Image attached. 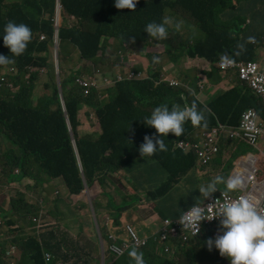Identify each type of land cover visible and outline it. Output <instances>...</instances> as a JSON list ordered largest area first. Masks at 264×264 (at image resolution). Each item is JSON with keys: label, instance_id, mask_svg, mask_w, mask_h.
Masks as SVG:
<instances>
[{"label": "trees", "instance_id": "1", "mask_svg": "<svg viewBox=\"0 0 264 264\" xmlns=\"http://www.w3.org/2000/svg\"><path fill=\"white\" fill-rule=\"evenodd\" d=\"M60 1L67 13L79 19L80 29L61 28L59 39L63 41L70 38L85 59L94 57L103 38H114L120 45H128L131 49L140 52L143 49L141 43L144 42V46L148 45L147 33L144 32L145 26L158 20L161 11L168 7L162 8L161 2L156 0L137 3L135 11L116 7L113 9L111 0ZM176 3L198 21L206 34L204 43H196L189 49L190 56L204 57L212 62L220 61L227 54L232 57L242 55L241 58L244 60L256 58L255 46L247 41L253 38L250 36L251 33L256 34L253 36L257 38L264 36V31H260V27L264 29V8L252 9L250 19L253 23L248 27L250 32L241 35L240 27L230 30L224 22H221V29L220 24H217L218 13L230 6V0H169L170 5ZM53 6L54 0H0V34L4 20L9 19L27 24L34 38L26 56L15 57L14 62L11 60L8 48L2 52L9 56L11 63L0 66V142L5 148L0 157V166L8 168L18 166L23 174L29 175L40 183L41 175L48 177L61 175L69 191L75 194L81 193L85 186L84 181L87 186L97 182L102 188L101 194L108 196V206L116 211L113 215H116L117 212L123 211L120 205L124 199L119 203L107 190L110 186L109 170L117 160H120L125 167H130L136 162L137 147L143 143V139L139 140V135L151 136L155 131L143 122V118L152 112L148 107L156 108L166 105L171 110L175 107H190L191 102L184 97V89L179 85L170 86L165 82L155 85L158 78L161 79V75L154 71L149 73V78L145 81H125L117 84L114 89H109L107 86L104 92L99 91L97 81H86L80 85V71H77L74 65L67 69V76L58 75L60 78L58 80L53 61L49 62L42 57H37L39 52L46 50V42L41 40L52 37ZM45 15L48 16L47 19L44 18ZM231 70L228 73L229 79L233 78ZM234 70L237 75L234 81L235 89L215 98L208 104L210 109L205 105L197 104L198 110L206 117V126H194L191 121H187L184 125L185 130L219 129L224 133V127L215 117L229 125L226 128L237 124L243 112L239 113L237 109L250 103H240V95L242 98L249 92L253 98L259 99L260 103H257L255 107L264 117V104L253 91L246 88V83L240 80V69L234 68ZM58 83L61 86V94ZM9 85L18 88V91H9ZM86 91L88 96H82ZM36 93L37 97L34 96ZM62 100L65 111L68 113L79 156L71 143L70 133L64 120ZM82 104L88 105L93 110L99 129H102L92 143L82 141V137H78L76 132L77 110ZM126 146L129 148L123 149ZM100 153L102 154L101 162L96 163L95 159ZM129 157L132 160L126 162ZM78 158L82 162V170ZM152 159H160L166 169H173L177 162L188 161L190 155L167 150L155 155ZM179 165L172 178L171 186H159L153 200L159 203L179 176L191 168L187 162H179ZM165 183H169V180L167 179ZM198 196L199 191L192 190L180 199V206L173 214H165L162 210H158V213L154 215L156 224L168 229L173 246L179 243L173 233V230L178 229L180 225L179 217L198 201ZM80 197L83 206L88 207L86 197L81 194ZM63 202L66 203L63 198L54 199V207L60 210L61 208L58 207L63 205ZM22 211L32 212L22 198L9 201L7 210L0 206V216L4 220L9 219L14 212ZM203 223L201 222V225ZM213 226L202 225L203 237L199 238V242L210 237L208 235ZM41 239L42 246L33 237L21 242L24 258H28L34 264H43L42 250L44 249L54 255L51 264L56 258L66 259V251L57 246L61 244L65 247L67 244L65 241L57 242L58 234L54 229L44 233ZM182 242L188 243V240L183 238ZM81 254L84 257L80 260L87 264L86 252L83 249ZM149 257L151 263L158 260V255L153 251L149 253ZM182 261L188 264L186 257Z\"/></svg>", "mask_w": 264, "mask_h": 264}, {"label": "clouds", "instance_id": "2", "mask_svg": "<svg viewBox=\"0 0 264 264\" xmlns=\"http://www.w3.org/2000/svg\"><path fill=\"white\" fill-rule=\"evenodd\" d=\"M146 1L150 0H111V6L113 9L116 7L117 9L126 8L130 11H135L137 3L141 4ZM230 1V6L224 11L218 13L217 24H220L221 29V22H224L227 28L230 30H234L238 27L242 28L244 25L247 29V24H240L231 27L228 23L226 18L235 10H237L234 3L235 0ZM178 10L185 12L188 17L194 21L196 26L202 31L203 37H196L194 34H192L186 41L180 42L178 47H173L171 42L172 34L180 31L183 28L186 29L190 25V21L179 14ZM178 10L174 11L171 7H165L163 9L164 21L160 23L158 19L154 22L148 23L145 26L144 32L147 33L146 37L148 38V44L152 43L154 46L164 44L166 54L170 60L168 67L179 65L181 58L186 57L187 64H190V68H192L193 72L196 73L195 78H197L199 82L195 84L189 80L192 85L190 86L188 84H181L175 80H172L170 86L179 85L184 87L185 91L183 95L187 100H190L192 104L190 103V107H175L171 110L166 105L157 106L149 116L143 118L144 124L154 128L155 131L151 134V136L145 135L143 138V143L137 147L135 155L136 164L147 163V158H153L155 155L167 150H171L172 152L180 151L184 155H190L194 151H197L200 154L197 159L203 165L212 163L222 154H226V152H223L222 150L223 145L226 144L222 142L221 145H218V142L222 140L221 134H223L219 130H185L184 125L187 121H191L192 125L194 126H206V117L203 112L198 110L197 104L205 105L208 109H210L208 104L212 103L215 98L227 91H231L236 88L234 79H229L228 73L230 69L237 67L228 66L229 62H234L235 65H238V62L250 63L251 61H254L257 64L264 63V56L257 60V55L254 60H244L241 58L242 55H239L238 58L227 54V56H223L218 62H212L211 60L200 56H190L189 49L196 43H204L206 41V34L198 21L188 11L181 7H178ZM173 16H175L176 21L172 20ZM251 16L252 10L250 12L249 18ZM44 18L47 19L48 16L45 15ZM67 18L74 20L75 23L68 25ZM249 18L247 19L248 24H250ZM51 22L53 29L52 37L50 39L43 38L41 40V42H46V50L39 52L37 57H42L46 61L50 62L49 43L53 44L55 52L52 56V61L56 69L58 80L60 79L58 75L62 72L68 73L65 69L72 65L75 66L77 71H80V64L86 63L102 67L105 65L117 66V62L119 61L120 64L123 63L124 65H127L128 63H131L132 65L135 59L128 57V61L124 63L121 52L135 53L140 55L146 47L144 46V42L141 43L143 49L140 52H137L131 49L128 45H120L114 38H103L98 45V49L94 57L92 59H85L82 58L78 47L71 41L70 38H67L63 41L59 39V30L61 28L80 29L79 19H77L74 15L67 13L63 9L60 0H54ZM252 23L253 22H251V24ZM33 41L34 38L32 37V30L27 24L5 19L2 24V30L0 34V66L9 65L11 60L14 62L15 57H25ZM110 41H113L114 45H110ZM247 42L255 46V50L257 52L258 48L256 44L251 43L249 40ZM7 48L11 53V60L8 55L2 54V52H4V50ZM149 56L153 57L154 59H160V55L157 54ZM66 57L69 58V64L67 67L63 68ZM144 70H146L148 73L152 71L149 69V67L145 68ZM95 73H99V70H96ZM95 73L91 75H80V85H83L86 81H97ZM142 74L145 73L135 69H127L123 75L117 71L113 74L114 79L112 83L108 85V88L114 89L117 84L129 80L131 81L132 78ZM65 76H67V74ZM240 80H242L241 77ZM104 81L109 84V81L106 77L104 78ZM220 83H224V87H219L216 89V91L211 92ZM59 85L60 83H58V89ZM60 90L61 86L59 91ZM87 94V91L83 92L82 96L86 97L88 96ZM62 106V110L65 114L64 120L71 137V143L74 146L77 155L79 156L76 140L70 124L68 113L65 111L63 100ZM83 106L88 107V105L82 104L78 108L76 116L78 121V125L76 126L78 137H82V135H80L78 132V126L81 124L78 118V112ZM215 118L221 124V126L224 127L225 132H227L229 128L226 127L229 125L221 122L217 116ZM241 124L242 117H240L237 124L230 126V128H236L240 133V137L236 143H248L247 139L244 137V132L240 129ZM214 131H217L219 135L214 139L209 140L208 135ZM101 132L102 129H99V134ZM196 132H202L204 138L202 140H193V135ZM3 139L7 142L4 137ZM4 149L5 148H3L0 142V157ZM262 153L264 155V149L262 150ZM232 155L240 156L241 153H233ZM78 160L80 164V158H78ZM153 161L157 162L163 169L165 168L160 159H153ZM150 172H153V169H151ZM250 174L252 173L237 172L227 178L217 175L206 184H202L197 188L199 190L198 197H202V200L209 198L217 191L223 194L226 199L216 209L214 215L206 216L201 206L193 204L188 208L187 211L183 212L178 220L180 225H183L185 229H191L195 234H197L199 231H201V221L205 219L210 220L214 217L219 218V224L222 231L220 234L216 235L214 239L208 238L206 244L210 250L213 247L217 249L220 256L230 258V264H264V213L260 211L264 207V194L257 196V199L254 196H242L236 200L227 199L229 193L246 189L250 185ZM253 176L256 178V180L258 179L255 174H253ZM29 177V175L23 174L22 170L18 166H11L10 168L7 166H0V188H3L0 189V193H2L3 197L8 200L5 204L0 203V206L7 210L9 208V201L22 198L24 204L32 210V212L29 213H26L25 211L14 212L13 215L7 220H4V218L0 216V264H34L28 258H24L21 242L25 241L29 237H33L36 239L39 245L42 246L41 236L50 230H56V228L59 226L56 220L55 224L47 226L49 223L47 222V213L43 206V198L41 196L32 200L31 194H28L27 196L25 195V190L20 186V184L24 185L28 183ZM40 178L41 183L34 179V185L41 186L49 181L53 182V179H61L62 185L65 188V181L61 175L56 177L41 175ZM151 179L152 177L144 178V189L146 191L144 189L137 190L129 186V191L126 192L129 198L124 193L121 194L122 200L124 199L125 203L124 209L135 207L139 211H144L147 206H150L153 210V213L148 212V215L146 216L151 219L152 224L158 226L154 220V213H158L156 211L158 202L153 200V196L155 195L158 188L151 190L146 187V182ZM114 182V178H112L110 180V185H114ZM221 185L224 186L223 190L220 187ZM120 186L125 188L126 184H121ZM161 186L169 187L168 185L163 184ZM117 188L118 190L121 189L119 186ZM145 192L147 193V197L144 199L140 198V196ZM133 198H137V200L133 202ZM142 201H144V203ZM8 221L11 222L8 223ZM177 232H179L181 235V238L178 239L179 243L177 246H173V242L170 240L169 243L163 246L156 254L158 255V259L161 261V263L156 264H181L182 260L180 259V256H184V251L177 254H175V251H179L184 247L186 251L189 248H198V246H194L193 242L188 237H186L185 231L181 233L180 231L173 230L174 235ZM183 238L187 239L188 243H183ZM75 242L77 245H79L77 241ZM89 254L90 252L88 255ZM129 255L134 259L132 264H145L144 254L142 252L132 249ZM43 256H45L43 259V264H51L52 260L54 259V255L48 250H42V257ZM53 264L69 263L62 258H56L55 261H53ZM78 264H81V260ZM96 264H108V261L98 260Z\"/></svg>", "mask_w": 264, "mask_h": 264}, {"label": "rangeland", "instance_id": "3", "mask_svg": "<svg viewBox=\"0 0 264 264\" xmlns=\"http://www.w3.org/2000/svg\"><path fill=\"white\" fill-rule=\"evenodd\" d=\"M162 8L165 6L171 7L174 11L178 10L179 4L176 3L174 5L169 4V0H160ZM253 2H255L253 4ZM264 0H235V7L237 10H235L231 15H229L226 19L231 27H234L236 25H244L247 24V28L251 25L252 19L249 18L250 12L254 7H257L259 9L264 8ZM255 5V6H254ZM178 13L187 18L190 21V25L186 29H181L178 32H175L172 34V46L178 47V44L180 42L186 41L192 34H194L196 37H203L202 31L196 26L194 21L188 17V15L183 12L182 10H178ZM169 14V13H166ZM249 18L250 24L247 23V19ZM173 21L175 20V16H173ZM164 21V12L161 11L159 22L162 23ZM75 23L74 20L67 18V24L71 25ZM167 26V25H166ZM240 34L242 33H249L250 29H246L245 25L242 27ZM251 43H255L257 46V53L258 57L261 55V51L264 54V36H261L259 38L253 37L249 40ZM110 45H114L113 41L109 42ZM49 50H50V61H52V56L55 52V48L53 47V44L49 43ZM232 53V52H231ZM160 55V59H154L153 57L149 55ZM121 55L123 56V62L126 63L128 61V57L134 58L135 61L132 63H128L127 65H124L123 63L117 62L116 65H110V66H94L92 64L86 63V64H80V75H91L95 73L96 70H99V73L96 74V80L98 83V89L101 92L106 91V87L110 85L114 79L113 74L115 72H119L121 75H123L127 69H135L139 70L142 73V75L136 76L131 79V81H145L149 78V73L144 70L145 68H148L154 72H159L160 75H162V78L156 81L155 85H158L159 83H169L171 84L172 80H175L181 84H188L190 86L191 83L189 80L193 83H198V79L195 78L196 73L193 72V69L190 68V64H187V58L183 57L181 58L180 64L176 66L168 67V64L170 63V60L166 54L165 46L164 44L154 46L152 43H149L145 50L141 52L140 55H137L135 53H126L121 52ZM239 66H243L244 64L239 63ZM232 76L234 78V81L237 78L236 71L234 69L231 70ZM66 72L60 73V77H64ZM107 78L109 81V84H106L104 81V78ZM241 79L246 82V88H248V81L244 80L241 76ZM81 82V81H80ZM79 82V83H80ZM182 89L185 88L180 86ZM9 91H18V88L12 87L11 85L8 86ZM252 91V90H251ZM61 94V93H60ZM35 97L38 96L36 93L34 95ZM155 107H148L149 110L153 111ZM78 118L80 120V125L78 126V132L80 135H82V141H86L89 143H92L93 140H95L99 135V126L97 119L89 107L83 106L79 112H78ZM144 134L139 135V140L144 138ZM264 137V130H253L248 131L247 134L244 136L246 139L251 140L250 144L245 149H239L238 145L236 144V141L239 139L240 134L239 131L236 128L231 129L230 131L221 134L222 141L226 144L223 145L222 150L223 152H226L227 157L232 155L233 153H241L245 155H250L256 150L257 148H264V143L260 142L257 144L254 140L258 137ZM147 163H138L136 164L132 169L126 170V175L128 179H130L132 182H139V178H147L152 177L151 180L146 182V187L151 190H155L159 186L163 184L168 178L167 172L155 161H153L152 158H147ZM132 158H127L126 162H130ZM214 163L212 167V175L209 177L211 180L219 171L218 165ZM258 165L260 168L264 169V164L262 158L258 161ZM80 169L82 170V162L80 161ZM153 169V172H150V170ZM202 176V174H200ZM190 177L197 178V174L195 170L189 171L187 174L181 176L179 178L178 184H173L172 187L169 189L167 195L161 199V201L158 204V207L156 211L163 210L168 204L170 198H173L175 200L176 206L179 208L180 206V199L182 197L187 196L189 193L185 192L186 185L188 182V179ZM114 185H110L107 190L112 194L114 199L116 201L122 200V194L118 191V186H120V182H122L121 179H118L117 177H114ZM84 187L82 188L81 195L85 196L88 200V207L83 206L82 204V198L80 197V223L84 222L85 224L83 226H80V228H73L72 230H67L65 228H61L59 225V222L57 224L59 225V228L61 229L58 233V240L57 242L61 243L63 241L66 242L67 246L58 245L57 247L60 249H63L67 253L66 262L69 264H78L80 261V258L84 257L83 254H81V249L86 252L85 259L88 262L87 264H96L97 261H92L89 257L88 253L91 252L92 256L95 257L98 255V242H97V233H96V226H95V212L93 208V204L95 201L102 202L103 205L107 204L108 196H103L101 194L102 188L100 186H87L84 181ZM20 186L25 190V195L28 194L32 195V200L35 198L41 196L43 198V206L47 213V222L49 223L47 226H50L52 224H55V220L58 219L59 215H64V209L61 206L58 208H61L60 210L56 209L54 207V199L56 198H63L64 197V186L62 185L61 179H53V182H47L43 185H34L33 181H29L26 184H20ZM127 186V185H126ZM3 189V188H0ZM222 189V187H221ZM223 190V189H222ZM124 191L128 192V188H124ZM147 193H143V195L140 196V198H146ZM242 197V189L238 190L236 192H232L228 194L227 199L236 200ZM256 199L258 197H255ZM67 204H70V200L67 197H64ZM226 197L221 194L220 192L213 193L212 196L209 198H205L203 201L204 208L209 207L212 204H221L224 202ZM216 200V201H215ZM8 200L3 197L2 193H0V203H6ZM72 201V200H71ZM144 203V201H142ZM73 204V203H72ZM262 213H264V207L260 210ZM148 212H152L150 206H147L143 212L145 215H148ZM111 210H104L105 215L111 214ZM156 214V213H154ZM206 216H211L214 214H205ZM65 220H63V225ZM203 222H209L211 224H219V222H215V217L212 219H205ZM69 227H70V222ZM183 230L185 231L186 237H188L192 242L194 246H198L200 248L199 252H195L197 254L202 253L206 250L207 239H204L203 242H199V238L203 237V232L199 231L197 234H195L191 229H185L183 227ZM63 231H66L67 234H63ZM134 231V230H133ZM222 231L221 228L219 229H213V236L209 238H215L216 235L220 234ZM134 234H136V231H134ZM77 241L79 245L76 244ZM161 247V246H160ZM175 254H177V251H175ZM45 256L42 257L44 259ZM121 257V259H123ZM227 258L226 264H230V258ZM161 263V261L154 260L152 264ZM81 264H84L83 260H81Z\"/></svg>", "mask_w": 264, "mask_h": 264}, {"label": "crops", "instance_id": "4", "mask_svg": "<svg viewBox=\"0 0 264 264\" xmlns=\"http://www.w3.org/2000/svg\"><path fill=\"white\" fill-rule=\"evenodd\" d=\"M260 31H264V29L260 27ZM253 35L256 34H250V36ZM260 54L261 55L259 57L257 54V60L264 56L262 51ZM68 64L69 58L66 57L64 60L63 68L67 67ZM67 68L65 70H67ZM224 85V83H220L211 92L216 91V89H218L219 87H224ZM245 102L250 103L245 107L240 106L237 109L239 113L248 109L249 107H255L257 103H260L259 99L256 97L253 98L250 92L245 94L242 98L240 95V103ZM203 138L204 136L202 132H196L193 135L192 139L202 140ZM222 142L223 141L220 140L218 142V145H221ZM260 142L264 143V139L259 141L257 144H259ZM236 144L239 146V149H245L249 145V143ZM130 147L134 148L135 146ZM127 148H129V146H126L123 149ZM263 149L264 148H257L252 154L248 156L245 154H241L240 156L230 155L227 157V154L224 153L212 163L204 165L197 159L200 154L197 151H194L192 154H190V159L188 161H179L187 162L191 167L186 173L181 174L179 178L187 174L191 170H195L197 174V178L190 177L188 179L185 192L190 193V191L192 190H198L197 188L199 186H201L202 184H206L208 181H210L209 177L212 175V167L214 163L217 162L216 165H218L219 171L215 176L221 175L227 178L237 172L240 173L241 171L249 172L257 176V183H251L246 189H242V196L257 197L263 195L264 169L260 168V166L258 165V161L261 158L264 164V155L262 153ZM101 159L102 154L100 153V155H98L95 159V162L100 163ZM179 162L176 163L173 169L164 168V170L168 174L167 179L169 180V183L166 184L165 182H163V185L171 186L172 178L174 177L176 170L180 166ZM135 165L136 163L132 164L130 167H125L121 164L120 160H117L116 163L113 165L112 169L109 170L110 180L114 177H117L118 179L122 180V182L119 183L120 185H127L125 188L131 186L137 190L144 189V178H139V182L136 183L128 179L126 175V170L132 169ZM200 174H202V176ZM179 178L174 184L179 183ZM28 180L34 181V178L29 177ZM93 186L97 187L100 185H98L97 182H94ZM220 187H222V189L224 188L223 185H221ZM120 188L121 189L118 191L120 193H124L129 198V196L126 194V191H124V188ZM64 192V197H67L70 200V204L69 206H67V204L63 202L62 207L64 209V215H59L58 219H56V222H59L61 228H65L70 231L73 228H80V226H83L85 223H80V192L78 194L71 193L66 184ZM215 193L218 194L219 191ZM136 200L137 198H133V202H135ZM121 201L118 202L121 203ZM203 201L204 199L202 200V197H199L195 205L201 206L204 212H206L207 214H214L216 209L220 206V204L214 203L211 206L204 208ZM124 205L125 203L123 201V203H121L120 205V208H122L123 211L121 213L117 212L116 215H113L116 211H114L108 206V202L106 205H103L102 203H98L97 201H95V203L93 204V208L96 216L95 226L98 242V255L93 257L92 253L90 252L89 257L92 261L107 260L108 264H132L134 259L129 255V253L132 249H136L137 251L142 252L144 254L145 264H152L151 259L149 257V253L153 251L155 254H157L163 246H165L167 243H169L170 240H172L169 237V235L171 234L166 228L152 224L151 219L148 218L144 213H141L143 212V210L139 211L135 207H132L130 209H124ZM104 210H111L112 213L109 215H105L103 214ZM176 210H178V207L175 204V200L170 198L169 204L162 211L165 214H173L174 212H176ZM63 220L66 221L64 222V225ZM68 221L70 222V227ZM215 222L218 223L219 218L215 217ZM213 225L214 226L208 235L210 237L213 236V229L220 228V224ZM60 230L61 229L58 226L55 231L58 234ZM133 230L136 231V234H134ZM175 236L177 240L181 238L179 232L175 233ZM183 251L184 256H180V259L183 260V258L186 257L188 259V264H226L227 262V258L220 256L218 250L214 247L210 250L207 246L206 250L199 254L195 253L200 251L199 247L196 249L189 248L187 249V251L184 247L177 251V253H181ZM123 256L124 258L121 259V257ZM181 264H185V262L182 261Z\"/></svg>", "mask_w": 264, "mask_h": 264}, {"label": "built area", "instance_id": "5", "mask_svg": "<svg viewBox=\"0 0 264 264\" xmlns=\"http://www.w3.org/2000/svg\"><path fill=\"white\" fill-rule=\"evenodd\" d=\"M242 64H244V65L239 66V65H235L234 62H229L228 66H233V67L236 66L237 68L240 69V77L242 76V78L244 80L248 81V87L257 96H259L262 103H264V63L257 64L256 62L251 61L250 63H242ZM241 117H242V124H241L240 129L244 132V136L247 134L248 131L264 130V118L262 117V115H260L258 113V111L255 107H250V108L246 109L242 113ZM217 130H219V129H217ZM230 130H231V128L228 129V131H230ZM218 135H219V133L217 131H214L213 133L208 135V139L212 140L215 137H217ZM262 139H264V137L260 136V137L256 138L254 141L256 143H258ZM247 141L250 144L251 140L247 139ZM242 172L247 173V172L241 171V173ZM250 176H251L250 184L251 183H257V180L253 176V174H250ZM205 214H207V213H205ZM166 222L168 223V221H166ZM207 223L211 224L209 222H204L203 224H207ZM202 225L200 223V229H201ZM211 225H213V224H211ZM174 231H180L182 233L184 231L183 225H179L178 229H174Z\"/></svg>", "mask_w": 264, "mask_h": 264}, {"label": "water", "instance_id": "6", "mask_svg": "<svg viewBox=\"0 0 264 264\" xmlns=\"http://www.w3.org/2000/svg\"><path fill=\"white\" fill-rule=\"evenodd\" d=\"M59 89H60V85H59ZM61 91V90H60Z\"/></svg>", "mask_w": 264, "mask_h": 264}, {"label": "bare ground", "instance_id": "7", "mask_svg": "<svg viewBox=\"0 0 264 264\" xmlns=\"http://www.w3.org/2000/svg\"><path fill=\"white\" fill-rule=\"evenodd\" d=\"M58 21H59V19H58Z\"/></svg>", "mask_w": 264, "mask_h": 264}]
</instances>
